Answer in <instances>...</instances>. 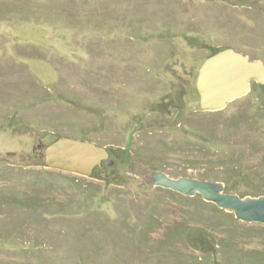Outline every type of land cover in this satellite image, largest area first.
<instances>
[{"label":"rangeland","instance_id":"obj_1","mask_svg":"<svg viewBox=\"0 0 264 264\" xmlns=\"http://www.w3.org/2000/svg\"><path fill=\"white\" fill-rule=\"evenodd\" d=\"M225 48L264 64V0H0V264H264V223L152 176L264 195V83L200 106ZM61 136L108 157L51 167Z\"/></svg>","mask_w":264,"mask_h":264},{"label":"water","instance_id":"obj_2","mask_svg":"<svg viewBox=\"0 0 264 264\" xmlns=\"http://www.w3.org/2000/svg\"><path fill=\"white\" fill-rule=\"evenodd\" d=\"M264 83V64L232 48H225L207 57L198 75V91L203 109L216 110L244 95L249 90L248 79ZM108 157L104 146L89 140L61 136L46 146L47 165L66 171L89 175L95 166ZM155 185L176 190L185 195L200 193L206 201L234 213L243 221L264 223V195L240 196L225 192L223 183L188 176L171 177L161 170L152 172Z\"/></svg>","mask_w":264,"mask_h":264},{"label":"flooded vegetation","instance_id":"obj_3","mask_svg":"<svg viewBox=\"0 0 264 264\" xmlns=\"http://www.w3.org/2000/svg\"><path fill=\"white\" fill-rule=\"evenodd\" d=\"M218 51H219V50H218ZM216 52H217V51H216ZM216 52H215V53H216ZM213 54H214V53H213ZM211 55H212V54H211ZM211 55H209V56H211ZM209 56H208V57H209ZM248 59H249V58H248ZM248 82H249V90H250V87H251V84H252V83H254V82L259 83V82L256 81V79H254L253 77H250V78L248 79ZM249 90H248V91H249ZM248 91H247V92H248ZM233 99H235V98H233ZM233 99L229 100L228 102L232 101ZM98 166H99V165H98ZM95 167H96V166H95Z\"/></svg>","mask_w":264,"mask_h":264}]
</instances>
